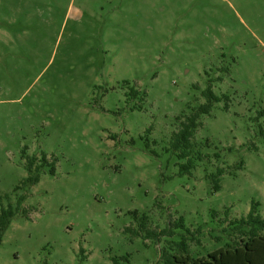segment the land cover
<instances>
[{"label": "rangeland", "instance_id": "1", "mask_svg": "<svg viewBox=\"0 0 264 264\" xmlns=\"http://www.w3.org/2000/svg\"><path fill=\"white\" fill-rule=\"evenodd\" d=\"M208 85L228 100L180 173L176 118ZM42 154L54 173L16 189ZM22 195L0 264L200 258L264 218V0H0V196Z\"/></svg>", "mask_w": 264, "mask_h": 264}, {"label": "trees", "instance_id": "2", "mask_svg": "<svg viewBox=\"0 0 264 264\" xmlns=\"http://www.w3.org/2000/svg\"><path fill=\"white\" fill-rule=\"evenodd\" d=\"M130 95L136 94V90L131 89ZM204 103L190 107L187 114H180L177 120V129L171 135V147L175 151H179L177 157L186 159L185 163L180 165V173H189L193 166V161L190 159V154L194 143L192 142L197 128L200 126L199 118L201 115L209 114L213 105L221 99L227 101L228 96L222 94L216 95L208 85L202 91ZM189 108V107H188ZM200 156V155H199ZM216 157L219 155L216 154ZM201 157V156H200ZM50 165V173H54V163L47 160L46 155L42 154L40 164L35 165V159H28L26 164L27 176L20 182L17 188H28L36 184L39 180L37 171L44 164ZM241 166V165H240ZM223 173V169L219 168L216 175L213 176V190L219 189L218 177ZM24 196H20L15 205H12L7 197L0 196V243L2 236L9 226L13 216L19 211ZM215 216V213L212 212ZM144 218V216L142 217ZM180 226L181 223H180ZM230 230L236 234L237 239L226 243L224 247L216 249L206 256L200 258H192L187 253V244L181 241L178 245L184 254L172 255L165 251L161 255L164 264H264V218L256 213L255 204H252L248 213L234 221L229 222ZM166 231H161L165 234ZM113 264L118 262L113 259Z\"/></svg>", "mask_w": 264, "mask_h": 264}]
</instances>
